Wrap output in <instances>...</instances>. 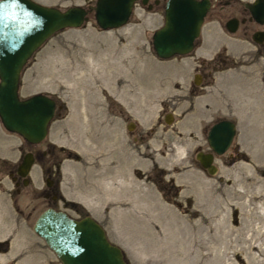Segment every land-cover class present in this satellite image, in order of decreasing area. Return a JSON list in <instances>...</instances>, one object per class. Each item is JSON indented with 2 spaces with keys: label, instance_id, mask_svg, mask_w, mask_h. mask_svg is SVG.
Here are the masks:
<instances>
[{
  "label": "rangeland",
  "instance_id": "rangeland-1",
  "mask_svg": "<svg viewBox=\"0 0 264 264\" xmlns=\"http://www.w3.org/2000/svg\"><path fill=\"white\" fill-rule=\"evenodd\" d=\"M82 1L47 2L65 9ZM224 11L222 19L209 15L188 56L155 55L152 33L162 14L140 5L122 27L103 30L90 17L35 51L22 71L20 95L44 93L60 107L36 145L0 123V264H61L33 230L47 206L41 192L47 167L63 198L85 207L129 264H234L239 252L245 264H264V115L251 111V102L259 101L252 77L233 80L244 64L262 60L264 50L241 42L239 33L226 36L218 25ZM216 54L217 61L207 60ZM195 71L204 74L205 86L198 89L204 98L192 101L187 87ZM205 103L216 108L212 117ZM226 108L230 118V109L236 113L238 132L230 148L216 155L218 170L211 175L195 154L208 150L207 130L213 119L226 117ZM168 112L170 123L164 121ZM195 118L208 120L199 124ZM97 127L107 147L83 153L82 135ZM27 151L37 154L30 181L15 186L9 170ZM106 168L116 189L127 180L128 195L104 197L100 176ZM57 205L63 209L62 200Z\"/></svg>",
  "mask_w": 264,
  "mask_h": 264
},
{
  "label": "water",
  "instance_id": "water-1",
  "mask_svg": "<svg viewBox=\"0 0 264 264\" xmlns=\"http://www.w3.org/2000/svg\"><path fill=\"white\" fill-rule=\"evenodd\" d=\"M135 1L97 0L94 10L98 26L112 29L126 24ZM257 3L264 7V0ZM209 7V0H168L164 23L152 34L155 55L167 59L190 53ZM86 14L87 10L79 5L62 10L34 0H0V122L5 130L20 135L29 145L47 136L56 101L44 93L20 97L21 73L46 40L63 29L80 27L87 20ZM172 118L167 113L166 123ZM131 127L129 123L128 129ZM235 133V124L230 120L210 128L207 142L214 153L196 154L209 174L217 171L214 154L222 155ZM33 163V154L25 153L17 173L26 177ZM33 230L61 264H129L122 248L110 242L103 226L91 215L76 219L63 210L47 208L35 220Z\"/></svg>",
  "mask_w": 264,
  "mask_h": 264
},
{
  "label": "flooded vegetation",
  "instance_id": "flooded-vegetation-1",
  "mask_svg": "<svg viewBox=\"0 0 264 264\" xmlns=\"http://www.w3.org/2000/svg\"><path fill=\"white\" fill-rule=\"evenodd\" d=\"M34 1L41 3V4H44V5L58 7L54 3H48L47 2L48 0H34ZM167 1L168 0H136L134 2L133 7H132V12L129 16V20H130L131 16L135 13L136 6L140 5L143 9H146V11H148V12H161L162 23L159 26V27H161L163 25L164 19H165V8H166ZM209 1H210V7H209L208 11L206 12V15L204 16V21L201 25L200 34L194 40V48L190 53L194 52L197 49L198 39L200 38V36L202 34V29H203L205 23L209 22V15L211 13L216 12L219 15V17L222 19L221 14L224 10H226V12L224 11V14H226V17L222 21L219 20L218 25H220V28L222 30L226 31V36L227 35L232 36V35H236V33H239L240 38H241L240 39L241 42L252 43L260 51L264 50V7H263V4L259 5V3H257V0H209ZM49 2H52V1H49ZM96 3H97V0H83L82 3L71 4V5L67 6L66 8H68L70 6H74V5L82 6L83 8H85L87 10V14H86L87 20L84 21V23L87 22L90 19V17L94 18V20L96 22L95 10H94ZM58 8H60V7H58ZM65 9H62V10H65ZM129 20H128V22H129ZM96 24H97V22H96ZM126 24H124V25H126ZM124 25H122V26H124ZM122 26H120V27H122ZM117 28H119V27H117ZM230 29H233V30H230ZM190 53H187L184 55H175V56L183 57V56H188V54H190ZM175 56H173V57H175ZM218 56H219V54L218 55L216 54L215 56L213 55V57H211L210 59H207V60H210L211 62L217 61L219 59ZM261 59L262 60H259V61L257 59L251 61L250 64H253V65H250L249 63L244 64V66L240 67V69H245V70H241V71L236 70L238 73H236V71H235L234 74H236V77L233 78V80L236 81L237 76L240 75V76L245 77L244 79H245V81H247V80H249L250 77H252V79L254 81L253 82L254 89H256V91L258 93V95H254L253 97L256 99H259V101L258 102H251L250 107L252 106L253 110H251V111L254 114L258 115V117H262V115H264V110L260 109L261 105L264 107V70H261V68L264 67V58L261 57ZM207 60L202 59L201 62L206 63ZM211 62H209V64ZM230 76H231V74L226 75V106H227V108L230 106L229 102H228L230 100V96L228 93V88L230 87L229 81L231 79ZM203 80H204V74L202 72H196L195 71L192 74L190 85H188V87H187L189 90V93L192 95V97H191L192 101L194 100V98H200V96H202V98H204V94L203 93L199 94V92H198V89H202L205 86L204 83L202 82ZM212 97L213 96H211V98ZM214 100H215V98L213 97L212 98L213 104H214ZM205 104L206 105L204 106L203 110L208 111V109H209V111H210L211 110L210 107H212L213 105H210L209 103H205ZM234 105H235V102H234L233 107L231 109L234 108ZM59 107L60 106H58V104L56 102V110ZM215 107H217V106H215ZM227 108H226V117L220 118V119H213L210 127L207 130L206 143H207L208 150L203 151V150L199 149L196 151V154L199 152L214 153L208 145L207 136H208V132H209L210 128L215 123H218L222 120H230L235 124L236 133L234 135L233 140L235 139L237 132H238V127H237V122H236L237 115L233 111L231 112V109H230V113H233V117H234V118H230L228 116ZM217 109L219 110V108H217ZM56 110H55V113H56ZM215 110H216V108H212V111H210L209 114L211 117H212ZM168 113H171L172 117H173L172 112H168ZM165 115H164V121H165ZM173 118H172V120H173ZM207 120L208 119L195 118V121L199 124H202L203 121H207ZM261 120H264V118H262ZM132 125H133V123H132ZM232 142H231V144H232ZM231 144H230V146H231ZM230 146L228 147V149L230 148ZM27 152H31V151H27ZM27 152H25V153H27ZM31 153L33 154L34 161H35L37 159V154L34 152H31ZM24 154L22 155L21 160L17 163L15 169L9 170V175H10L11 179L13 180L15 186L24 185L30 181L29 175H27L26 177H22L17 173V167L20 164V162L22 161ZM196 154H195V158H196ZM215 158H216V155L214 154V164H215ZM216 167H217V165H216ZM204 170H206V169H204ZM217 170H218V167H217ZM46 172H47V174L45 176L44 189H42V191H41L42 195H43V197L47 203V206L45 209L54 208L55 210H63L67 214H69V213L66 211V209H69L75 213V216H72L71 214H69V215L73 218H76V219H80L86 215H90L89 211L86 210L85 207L81 206L80 204H78L72 200H65L63 198V196L61 195L60 190H59V180L57 179V177H54V173L51 172V168L47 167ZM206 172H207V170H206ZM25 179L27 180V182H25ZM16 189L19 190V188H16ZM60 200L63 201V209H61L57 205L58 201H60ZM225 249H226V247H225ZM243 258L244 257L240 256L238 253L235 256L234 264H245L246 261Z\"/></svg>",
  "mask_w": 264,
  "mask_h": 264
},
{
  "label": "bare ground",
  "instance_id": "bare-ground-1",
  "mask_svg": "<svg viewBox=\"0 0 264 264\" xmlns=\"http://www.w3.org/2000/svg\"><path fill=\"white\" fill-rule=\"evenodd\" d=\"M93 128V127H92ZM101 128V127H100ZM103 137L101 136V130L99 129V127H97V130L96 131H94V130H91V129H87L85 132H84V134L82 135V145H84V147H81V150L83 151V153H87V152H90V153H97V152H99L98 151V148H103V147H107V144L105 145L104 144V146H103V139H102ZM80 139V138H79ZM96 142H98L99 144H96V148H95V144L94 143H96ZM114 145V144H113ZM79 146H80V144H79ZM108 147H110V146H108ZM83 148V149H82ZM114 148V147H113ZM100 150V149H99ZM109 150H110V152L112 151L111 150V148H109ZM113 153V152H112ZM107 170H109V168L107 169H105V171H103V175H101L100 176V178H101V182H100V185H101V188L103 189V195H104V197L105 196H114V195H117V196H120L124 191H125V193H126V195H128V192L129 191H132L131 189H130V184H128V182H127V180H125L124 178H122V180L120 181V182H122L121 184V188H120V190L119 189H116V187H114L113 186V184H112V182L114 181L113 180V175H111V177L109 176H105V174H107L106 173V171ZM112 173L114 174L115 173V175H116V177L118 176L117 175V173H116V171L115 172H113L112 171ZM108 175H110V174H108ZM115 177V178H116ZM119 178V177H118ZM102 183H104V185H105V187L103 188L102 187ZM115 185V184H114ZM106 197V198H107ZM108 197V198H109ZM105 198V200H107ZM118 201V200H117ZM112 202V201H111ZM261 207H262V211H264V203H262V205H261ZM212 219V218H211ZM213 220V219H212ZM216 220V219H215ZM217 220H219V218L217 219ZM209 223H210V221H209ZM202 224H203V222H202ZM208 224V223H207ZM223 224V223H222ZM211 225V224H210ZM201 226V225H200ZM206 226V225H205ZM212 226V225H211ZM221 227V221H218L217 222V225H215V229L217 228V229H219V227ZM195 227V226H194ZM197 227H199V226H197ZM208 228V227H207ZM203 229V228H202ZM209 229V228H208ZM207 229V230H208ZM214 229V230H215ZM222 230V229H221ZM216 231V230H215ZM222 232V231H221ZM216 233V232H215ZM222 235V234H221ZM224 235V234H223ZM226 235V234H225ZM219 236V235H218ZM220 238V237H219ZM181 239V238H180ZM186 239V238H185ZM163 240V239H162ZM183 242V241H182ZM162 245V244H161ZM179 249V248H178ZM181 250V249H180ZM177 250H174V252H176ZM182 252V251H181ZM240 253V252H239Z\"/></svg>",
  "mask_w": 264,
  "mask_h": 264
}]
</instances>
